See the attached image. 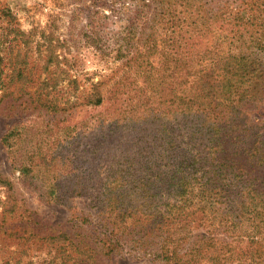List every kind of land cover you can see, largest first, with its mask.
<instances>
[{
	"label": "rangeland",
	"instance_id": "rangeland-1",
	"mask_svg": "<svg viewBox=\"0 0 264 264\" xmlns=\"http://www.w3.org/2000/svg\"><path fill=\"white\" fill-rule=\"evenodd\" d=\"M212 135L264 141V0H0V264H264V162L211 209Z\"/></svg>",
	"mask_w": 264,
	"mask_h": 264
},
{
	"label": "trees",
	"instance_id": "trees-1",
	"mask_svg": "<svg viewBox=\"0 0 264 264\" xmlns=\"http://www.w3.org/2000/svg\"><path fill=\"white\" fill-rule=\"evenodd\" d=\"M213 139L215 138V141L221 140L222 143L215 146L213 155L216 157V163L212 167L213 169V175H218V177H213L212 180H210L209 184L203 183L199 186L201 199L202 201L211 209H214V206L216 204H219V200H223L224 202L230 201L229 198L224 199V194L229 192L230 188L227 183L225 182V177L229 180H237L239 182L241 178V174L239 173V168H236V164L234 163L236 158H239L240 155H245L247 158L249 157V154L257 152L256 162L262 163L264 162V153L259 150L260 147H264V141H259V145L255 147V145L249 146L247 143L245 144L238 139V141H234L233 145L231 147L224 148V144L228 138H222L221 137H214L212 135ZM183 187L177 189L176 193L180 198H183L185 196L183 191ZM187 198H184L179 202V210L177 212V216L182 219H187L188 216H191L187 210L189 209L187 205ZM200 202V200H199ZM201 203V202H200ZM241 218V217H240ZM239 218V219H240ZM198 219V217H193L192 220ZM152 233L153 230L147 228L145 229L140 237H145L147 234ZM115 236V235H114ZM110 237L112 239V235L110 234ZM116 237V236H115ZM114 238V237H113ZM166 238V237H165ZM203 238V237H202ZM105 243L109 244V240L105 241ZM165 243L160 249L161 256L163 259H166L168 261H173L176 264H179L180 261H183V264H187L186 258H189L190 256H194L196 251L191 250L190 252L182 255L181 257H178V254L174 251L169 252L168 249L165 248ZM80 251V250H79ZM77 251V252H79ZM84 253V248L81 250ZM79 256V255H78ZM78 258V257H77ZM78 264H88L85 263V261H81Z\"/></svg>",
	"mask_w": 264,
	"mask_h": 264
}]
</instances>
